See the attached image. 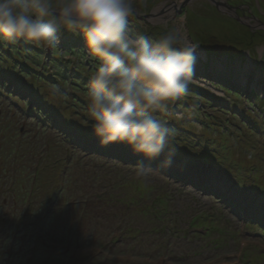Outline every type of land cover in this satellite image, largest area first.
I'll use <instances>...</instances> for the list:
<instances>
[{
  "label": "rangeland",
  "instance_id": "1",
  "mask_svg": "<svg viewBox=\"0 0 264 264\" xmlns=\"http://www.w3.org/2000/svg\"><path fill=\"white\" fill-rule=\"evenodd\" d=\"M173 1L183 0H132L128 18L130 33L152 42L180 28L202 63L165 118L154 113L178 130L158 157L171 154L165 170L176 171L188 148L217 169L190 163L185 177L203 180L194 188L126 143L101 146L88 95L99 63L81 35L63 31L54 49L0 42V264H264V0H244L253 30L207 0L160 11L169 20L155 24L144 17ZM205 177L261 212L237 214Z\"/></svg>",
  "mask_w": 264,
  "mask_h": 264
},
{
  "label": "clouds",
  "instance_id": "2",
  "mask_svg": "<svg viewBox=\"0 0 264 264\" xmlns=\"http://www.w3.org/2000/svg\"><path fill=\"white\" fill-rule=\"evenodd\" d=\"M133 13L132 0H0V42L54 49L63 31L81 35L99 63L88 83L99 143H126L134 152L156 158L172 130L154 113L186 94L195 46L185 42L180 28L155 42L133 36L128 26ZM170 155L164 166L171 163Z\"/></svg>",
  "mask_w": 264,
  "mask_h": 264
},
{
  "label": "water",
  "instance_id": "3",
  "mask_svg": "<svg viewBox=\"0 0 264 264\" xmlns=\"http://www.w3.org/2000/svg\"><path fill=\"white\" fill-rule=\"evenodd\" d=\"M195 0H183L181 3L177 4V2H172L169 6L165 7L163 6L162 10H155V12L153 13H150V14H147L145 15L144 17L149 20L150 22L154 23L156 22L154 18H157L159 17L158 19V22L162 21L161 19L163 18L164 20H169L168 18L165 19L166 16H157L159 15V12L161 11L164 12V11H167L168 9H171L174 7V9H176V11H183L184 8H186L188 5L192 4ZM221 12L223 13H226L228 14L229 16H239V15H236V7L233 6V5H230L227 0H210ZM140 16V15H138ZM141 18V16H140ZM172 18V17H171ZM238 18V17H236ZM239 21H242L240 18H238ZM155 24V23H154ZM263 28H264V24L262 25ZM117 151V150H115ZM117 153V156H120L122 157L123 153L121 152H116Z\"/></svg>",
  "mask_w": 264,
  "mask_h": 264
},
{
  "label": "flooded vegetation",
  "instance_id": "4",
  "mask_svg": "<svg viewBox=\"0 0 264 264\" xmlns=\"http://www.w3.org/2000/svg\"><path fill=\"white\" fill-rule=\"evenodd\" d=\"M241 2H239L238 1V3L237 2H233V3H230L228 0H227V2L230 4V5H233V6H235L236 8V15H239V16H229L228 14H226V13H224V14H226L231 20H233V21H237L236 23H243V24H246L248 27H250L251 28V30H253L254 28H252V27H254V26H252L251 24H248V23H250L251 22V16H253V17H255L256 18V15H254L252 12H251V8L250 9H246V8H248L249 7V5H248V3H246V2H244V0H240ZM256 1H258V0H256ZM207 2L211 5V6H213L214 4L210 1V0H207ZM215 6V5H214ZM216 7V6H215ZM246 10H248V12L249 13H246ZM262 14H264V12H262V10H261V13H260V15L261 16H264V15H262ZM236 17H238V18H240L242 21H239L238 20V18H236ZM253 17H252V19H253ZM254 18V19H255ZM256 20V19H255ZM250 21V22H249ZM263 25V24H262ZM250 30V31H251ZM252 33H255V32H252Z\"/></svg>",
  "mask_w": 264,
  "mask_h": 264
},
{
  "label": "trees",
  "instance_id": "5",
  "mask_svg": "<svg viewBox=\"0 0 264 264\" xmlns=\"http://www.w3.org/2000/svg\"><path fill=\"white\" fill-rule=\"evenodd\" d=\"M9 50H7V52H8ZM13 70H15V68H12L11 69V71H13ZM33 72V71H32ZM34 82V81H33ZM31 84H32V82H30ZM165 111V110H164ZM166 112V111H165ZM165 112H163V110H161V111H158V112H156L157 114L155 115V116H157V118H159V117H164L165 118V116L163 115V113H165ZM168 114H170V113H168ZM172 116V115H171ZM262 125H263V123H262ZM168 126V125H167ZM169 127V126H168ZM170 129H171V127H169ZM179 129V128H178ZM180 130V129H179ZM222 130H223V128H222ZM172 131L174 132V133H177V128L176 127H173L172 128ZM249 131H245V134H246V137H249ZM207 143V142H206ZM206 143H205V145H206ZM183 145L184 146H186L187 144L186 143H183ZM59 163H60V161L58 160V161H55V160H50V161H48L47 163H46V165H47V167H52V168H57L58 167V165H59ZM41 171V169H39V171H38V173ZM55 194V193H54ZM47 197H46V199H48L47 201L49 202V201H51L52 199H49V196H50V193L49 194H47L46 195ZM52 198H53V196H52ZM80 237H78V239H79ZM78 239H75L74 241H71L70 242V244L72 245H74V244H76V245H79L78 244ZM80 246V245H79Z\"/></svg>",
  "mask_w": 264,
  "mask_h": 264
},
{
  "label": "bare ground",
  "instance_id": "6",
  "mask_svg": "<svg viewBox=\"0 0 264 264\" xmlns=\"http://www.w3.org/2000/svg\"><path fill=\"white\" fill-rule=\"evenodd\" d=\"M204 75V74H203ZM231 83V81H229L228 82V84H230ZM235 84H238V83H240L238 80H236V82H234ZM234 85V84H233ZM239 85V84H238ZM244 203H246V202H244Z\"/></svg>",
  "mask_w": 264,
  "mask_h": 264
}]
</instances>
